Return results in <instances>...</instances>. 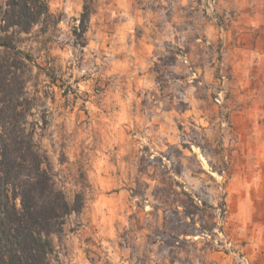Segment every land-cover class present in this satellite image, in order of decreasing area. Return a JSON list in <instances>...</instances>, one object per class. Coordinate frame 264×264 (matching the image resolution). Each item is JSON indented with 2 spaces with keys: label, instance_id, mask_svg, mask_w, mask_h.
<instances>
[{
  "label": "rangeland",
  "instance_id": "obj_1",
  "mask_svg": "<svg viewBox=\"0 0 264 264\" xmlns=\"http://www.w3.org/2000/svg\"><path fill=\"white\" fill-rule=\"evenodd\" d=\"M6 2L0 64L29 56L27 130L84 197L52 264H264V0H96L86 32L49 0L29 33Z\"/></svg>",
  "mask_w": 264,
  "mask_h": 264
},
{
  "label": "trees",
  "instance_id": "obj_2",
  "mask_svg": "<svg viewBox=\"0 0 264 264\" xmlns=\"http://www.w3.org/2000/svg\"><path fill=\"white\" fill-rule=\"evenodd\" d=\"M95 1L84 0L83 32ZM52 17L49 0H7L2 31L16 28L29 33ZM0 47L15 48L9 41H1ZM6 51H12L8 59L13 62L0 64V264H52L57 253L53 237L64 232L72 214L82 211L84 197L79 193L69 200L48 156L27 130L29 56L22 50ZM185 214L193 213L185 210Z\"/></svg>",
  "mask_w": 264,
  "mask_h": 264
}]
</instances>
